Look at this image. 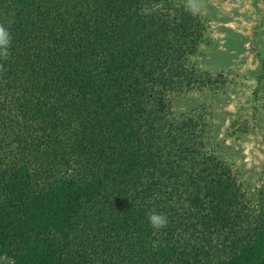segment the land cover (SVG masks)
I'll return each instance as SVG.
<instances>
[{"label":"trees","instance_id":"16d2710c","mask_svg":"<svg viewBox=\"0 0 264 264\" xmlns=\"http://www.w3.org/2000/svg\"><path fill=\"white\" fill-rule=\"evenodd\" d=\"M184 1L0 0V264H264V184L247 196L202 121L164 116L217 85L188 66L206 39Z\"/></svg>","mask_w":264,"mask_h":264},{"label":"rangeland","instance_id":"374dc122","mask_svg":"<svg viewBox=\"0 0 264 264\" xmlns=\"http://www.w3.org/2000/svg\"><path fill=\"white\" fill-rule=\"evenodd\" d=\"M182 3L197 15L206 39L188 66L216 78L217 85L167 93L164 116L169 122L202 121L204 133L198 126L194 136L202 153L227 165L247 196L257 195L264 184V109L255 95L258 55H264V0Z\"/></svg>","mask_w":264,"mask_h":264},{"label":"clouds","instance_id":"9594fccd","mask_svg":"<svg viewBox=\"0 0 264 264\" xmlns=\"http://www.w3.org/2000/svg\"><path fill=\"white\" fill-rule=\"evenodd\" d=\"M12 36L10 31L0 24V60H7L10 56V47ZM5 71L3 63H0V73ZM148 221L150 226L155 230L164 229L168 225V218L166 215L152 211L148 214Z\"/></svg>","mask_w":264,"mask_h":264}]
</instances>
